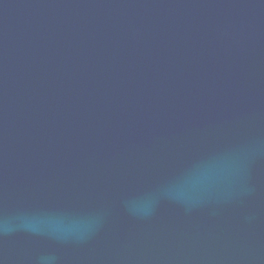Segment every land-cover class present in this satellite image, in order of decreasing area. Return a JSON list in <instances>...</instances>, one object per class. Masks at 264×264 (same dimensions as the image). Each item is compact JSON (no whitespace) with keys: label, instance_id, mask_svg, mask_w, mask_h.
Returning <instances> with one entry per match:
<instances>
[{"label":"water","instance_id":"1","mask_svg":"<svg viewBox=\"0 0 264 264\" xmlns=\"http://www.w3.org/2000/svg\"><path fill=\"white\" fill-rule=\"evenodd\" d=\"M0 264H264V0H0Z\"/></svg>","mask_w":264,"mask_h":264}]
</instances>
